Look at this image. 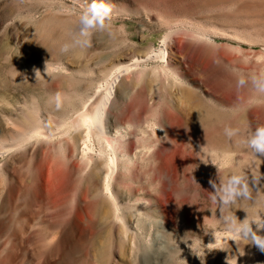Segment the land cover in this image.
Listing matches in <instances>:
<instances>
[{
  "label": "rangeland",
  "instance_id": "374dc122",
  "mask_svg": "<svg viewBox=\"0 0 264 264\" xmlns=\"http://www.w3.org/2000/svg\"><path fill=\"white\" fill-rule=\"evenodd\" d=\"M91 3L0 0V264H264L250 240H228L221 220L227 211L264 220V157L241 143L264 126V95L251 83L264 73V0H104L105 29L62 53ZM162 49L168 56L121 77L107 138L85 140L74 118L108 74ZM83 138L103 152L97 165L81 154ZM109 160L119 164L111 195ZM236 171L250 198L222 211L209 181Z\"/></svg>",
  "mask_w": 264,
  "mask_h": 264
},
{
  "label": "clouds",
  "instance_id": "9594fccd",
  "mask_svg": "<svg viewBox=\"0 0 264 264\" xmlns=\"http://www.w3.org/2000/svg\"><path fill=\"white\" fill-rule=\"evenodd\" d=\"M112 8L104 3V0H93L79 17L77 31L73 34L70 43H65L61 47L62 53H67L70 49L80 47H90V34L95 30H103L106 27V20L111 16ZM243 86L247 83L245 77L241 75L238 81ZM253 89L260 95H264V73L259 76H251ZM57 106H59V95H57ZM224 135L229 139L239 135V129L226 127ZM250 151L254 160L261 163V157H264V126H258L255 131L249 133L242 141ZM260 179V173L252 175V182L256 183ZM213 188V201L221 205L222 211L230 209L232 205L239 200L250 198L249 177L243 171L233 172L221 184L209 181ZM224 228V235L228 240H250L260 251L264 252V236L257 235L258 231L264 229V220L254 221L246 217L243 221H238L234 213L227 211L221 216ZM255 225V230L253 229ZM214 239L219 242L221 234L217 233ZM209 247H212L210 244Z\"/></svg>",
  "mask_w": 264,
  "mask_h": 264
},
{
  "label": "bare ground",
  "instance_id": "6f19581e",
  "mask_svg": "<svg viewBox=\"0 0 264 264\" xmlns=\"http://www.w3.org/2000/svg\"><path fill=\"white\" fill-rule=\"evenodd\" d=\"M195 39V38H194ZM166 40V38H165ZM167 40H168V37H167ZM165 42V41H164ZM164 44V43H163ZM162 47V46H161ZM164 48V47H163ZM161 49V48H160ZM158 50V49H157ZM155 51V50H154ZM153 50L150 51L149 53H147L146 55H143L142 58L140 59H135L133 62H131L129 65L127 66H121V67H118V68H115L113 71H111L108 76L106 77V79L104 80V83L96 90L95 92V96L98 97V100L96 99V102H92L93 106L91 107H87L89 109H85L83 110L82 112L78 113L75 118H74V121L75 124H78L80 126H83L84 127V130L86 129V132H85V136H83L84 138L88 137L90 135V132L92 131L93 133V136L95 137L94 139L97 140L98 142H100V140H104L105 137L107 138L106 136V128H105V121H106V118H107V110L109 109V106L111 105V101L114 99V93H115V89H117V85L119 83V81L121 80V77L123 76V74L126 72V71H131L132 69L136 68L138 65L141 64V62H147V60L151 59V58H154V56H156V54L158 55V53L161 55V57L163 56V58L165 56H168L167 55V52L165 49H162L161 51H157L154 52ZM168 51V50H167ZM157 57V56H156ZM163 60V59H161ZM167 60V59H166ZM91 98V97H90ZM96 97H94L95 99ZM95 101V100H94ZM113 102V101H112ZM95 103V104H94ZM38 122V121H37ZM31 124V123H30ZM35 125V123L33 124ZM38 124H36V127H37ZM44 125V124H43ZM72 125V126H73ZM39 126V125H38ZM34 126V128H36ZM76 127V126H75ZM40 128H42L40 126ZM39 128V129H40ZM80 129V127H78ZM82 128V127H81ZM38 131H36L35 133L36 134H39V135H42L41 132H39L40 130L38 128H36ZM83 130V131H84ZM45 131V130H44ZM80 132V131H79ZM84 135V133H83ZM33 136V135H32ZM38 136V135H37ZM47 136V135H46ZM84 138H83V141L84 142ZM85 138V140H86ZM110 139V138H108ZM96 141V142H97ZM81 142V143H82ZM86 142V141H85ZM84 142V145L82 146L81 148V154L83 155V157H86L87 160L89 162H96V165H97V162H99L100 159L103 158V152H95L93 151L92 149H89L88 145ZM106 144V148L110 151V152H113L114 151V148L115 145L113 143V141H105L104 142ZM104 144V146H105ZM98 145V143H97ZM103 144H100V147H103L102 146ZM19 146V145H17ZM92 146V145H91ZM95 146V145H94ZM100 149V148H99ZM103 149V148H102ZM101 149V150H102ZM116 152V150H115ZM114 153V152H113ZM108 154V152H107ZM115 154V153H114ZM113 155V154H112ZM114 156V155H113ZM112 156V157H113ZM82 157V158H83ZM115 157V156H114ZM86 158H83V159H86ZM104 158H107V157H104ZM111 158V157H110ZM117 158L115 157V160ZM104 160V159H103ZM55 162V161H54ZM52 161V163H54ZM110 162V160H109ZM114 162H118V161H114ZM114 162H110L108 163V171L107 173L105 174L104 176V180H103V188H104V192L107 194L109 193L110 194V191H109V186L111 187V179H113V177L115 176L117 170H118V165ZM87 163V162H86ZM58 167V165H55ZM99 167V166H98ZM74 168V167H73ZM98 169V168H97ZM51 171V170H50ZM58 171V170H57ZM56 171V172H57ZM73 171V170H72ZM62 172V171H61ZM51 173V172H50ZM64 173V172H63ZM71 174V173H70ZM59 177V176H58ZM60 179V178H58ZM66 180V178H65ZM57 183V182H55ZM53 183V184H55ZM61 183V182H60ZM63 183V182H62ZM53 186V185H52ZM55 187V186H53ZM57 189V188H56ZM112 192V191H111ZM109 194H108V197H109ZM111 195V194H110ZM111 197V196H110ZM109 197V198H110ZM115 199V197H113ZM112 199V197H111ZM114 202V210H118V204H117V201L113 200ZM116 215V214H115ZM117 216V215H116ZM120 216V215H119ZM117 219H118V216H117ZM120 219H122V216H120ZM124 220V219H123ZM120 221V220H119ZM125 223V222H124ZM261 231V230H260ZM128 234H131L130 233V230L126 228L125 230V236H127ZM133 236V235H132ZM130 241L133 242L132 238L130 239ZM133 245H134V242H133Z\"/></svg>",
  "mask_w": 264,
  "mask_h": 264
}]
</instances>
